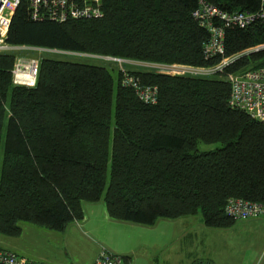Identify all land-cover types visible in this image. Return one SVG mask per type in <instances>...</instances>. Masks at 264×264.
Here are the masks:
<instances>
[{
	"label": "trees",
	"instance_id": "trees-1",
	"mask_svg": "<svg viewBox=\"0 0 264 264\" xmlns=\"http://www.w3.org/2000/svg\"><path fill=\"white\" fill-rule=\"evenodd\" d=\"M229 12L259 13L261 0H206ZM199 0H103L98 19L34 21L21 0L6 41L161 64L212 67L210 34L193 18ZM225 57L264 46V20L225 27ZM17 56L0 54V237L22 235L21 222L56 232L104 201L112 219L151 226L201 214L207 227L238 221L231 198L264 206V121L229 104L226 76L264 66V49L209 78L130 72L156 86L143 103L104 65L42 57L35 86L16 85ZM222 147L201 152L199 143ZM0 251L19 254L0 248ZM3 264V263H0Z\"/></svg>",
	"mask_w": 264,
	"mask_h": 264
},
{
	"label": "built area",
	"instance_id": "built-area-1",
	"mask_svg": "<svg viewBox=\"0 0 264 264\" xmlns=\"http://www.w3.org/2000/svg\"><path fill=\"white\" fill-rule=\"evenodd\" d=\"M21 0H0V54H15L19 49L32 48L40 51L55 52L60 50L15 46L6 39L10 30L12 17ZM30 14L34 21L66 22L69 20L98 19L103 16V0H29ZM193 18L209 34L210 39L205 46L207 58L222 56L219 64L212 67H196L183 64H161L125 60L113 57H103L118 61L119 71L123 73L122 84L135 89L138 98L145 104L154 105L158 102L159 90L156 86L142 85L139 78L130 72L148 71L164 73L174 77L209 78L222 74L225 69L244 55L264 49V46L225 57V27L237 26L246 28L251 24L264 20V0H261L259 13L229 12L207 2L199 0L198 7L193 12ZM66 52V51H61ZM72 53V52H67ZM83 55V53H76ZM88 55V54H84ZM101 57V56H99ZM40 60L36 58L24 59L17 56L13 70V82L16 85L35 86L39 73ZM231 85L229 104L246 112L253 119L264 121V66L226 76ZM226 214L237 221L258 218L264 215V206L257 202L241 198H231L226 205ZM0 263L3 264H35L17 255L0 251ZM94 264H124V258L99 247Z\"/></svg>",
	"mask_w": 264,
	"mask_h": 264
},
{
	"label": "crops",
	"instance_id": "crops-1",
	"mask_svg": "<svg viewBox=\"0 0 264 264\" xmlns=\"http://www.w3.org/2000/svg\"><path fill=\"white\" fill-rule=\"evenodd\" d=\"M84 212L85 217L82 221L71 224L63 232H52L60 237L54 236V238L59 239L60 242H58L70 257L71 264H94L99 253V244L122 256L124 264H130V260L134 259L142 248L145 249L142 256L146 258L148 264H169L171 262L174 264L178 262L182 264H232L235 259L246 257L249 248H256L257 252V249L261 250L264 246V215L238 221L230 228L216 229L207 227L201 214L179 219H159L151 226L118 221L109 216L104 201L84 203ZM161 220L168 221L167 223H170L168 225L174 227L172 229V242H178L174 246L177 248L182 244L183 247H180V249L185 255L175 258L166 257L170 248L169 245L172 243L170 239H167L165 243L155 241L154 245L150 246L136 241V238L132 239V237L126 238L125 244H122V246L116 241L122 238V234L116 232V230L123 227L119 225H126L135 229H146L159 227L162 224ZM23 233L24 228L22 235ZM22 235L17 238L0 237V248L15 252L38 263L61 264L59 260H46L25 250L20 244ZM169 235L168 232V237ZM86 242H89L93 250L87 251L86 248L80 250V247H83ZM94 242H98V245H95Z\"/></svg>",
	"mask_w": 264,
	"mask_h": 264
},
{
	"label": "rangeland",
	"instance_id": "rangeland-1",
	"mask_svg": "<svg viewBox=\"0 0 264 264\" xmlns=\"http://www.w3.org/2000/svg\"><path fill=\"white\" fill-rule=\"evenodd\" d=\"M16 56H21V58L29 59V58H36L41 59L42 57H61L64 59H71L74 61L82 62V63H88L93 65H104L110 69L114 70L115 75L117 74V71H119L118 66L120 63L118 61H112L110 59H103V57L94 56V55H76V53H67V52H61V51H55V52H46V51H40L32 48H23L19 49V52H16ZM219 147H222V144L220 142L216 143H199L198 149L201 152H208L213 151ZM162 224L158 227L154 228H146V229H135L134 227H129L126 225H119L123 226L120 230H116V232H119L122 234V238L116 240L117 243H119L120 246L122 244H125V239L132 237L136 238V241L142 242L143 244L150 246L154 245L155 241L158 243H162L167 241V239H170L172 242L173 240V231L174 228L172 225H168L170 223H167L166 220H161ZM165 222V223H163ZM22 229L24 228V233L21 241V246L31 252L32 254L37 255L38 257L45 258L46 260H59L61 264H71V259L67 255L65 249L62 247V245L59 243V239L54 238L56 236L57 238H60L58 235L53 234L51 230H48L44 227L21 222L20 223ZM132 226V225H131ZM168 232L170 233L168 237ZM131 239V241H132ZM59 241V242H58ZM128 244L130 245V240L128 239ZM176 241V239H174ZM17 244V243H13ZM95 245H98V242H94ZM178 242H172L169 246V250L167 251V258H175L179 257L181 255H185L183 252H181L180 247H183L182 244H180V247H174L177 245ZM93 245V244H92ZM98 246H101L99 244ZM93 250V247L89 244V242H86L83 247H80V250L83 249ZM144 248L139 250L138 254L134 259H131L130 264H148L146 261V258L143 257ZM182 253V254H181ZM238 259V260H237ZM233 261L232 264H264V246L261 248V250L256 248H249L248 254L243 256L242 259L237 258ZM127 262V260H126ZM174 264V263H169ZM177 264H182L181 262H178Z\"/></svg>",
	"mask_w": 264,
	"mask_h": 264
}]
</instances>
